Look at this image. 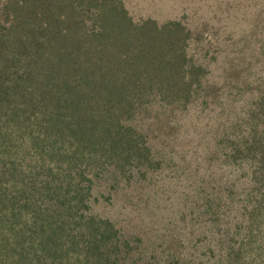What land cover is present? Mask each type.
Masks as SVG:
<instances>
[{
    "label": "trees",
    "instance_id": "16d2710c",
    "mask_svg": "<svg viewBox=\"0 0 264 264\" xmlns=\"http://www.w3.org/2000/svg\"><path fill=\"white\" fill-rule=\"evenodd\" d=\"M255 17L0 0V264H264Z\"/></svg>",
    "mask_w": 264,
    "mask_h": 264
},
{
    "label": "rangeland",
    "instance_id": "374dc122",
    "mask_svg": "<svg viewBox=\"0 0 264 264\" xmlns=\"http://www.w3.org/2000/svg\"><path fill=\"white\" fill-rule=\"evenodd\" d=\"M123 4L134 20L147 16L157 21L174 18L189 28L196 26L201 43H207L211 35L228 37L222 28L225 25L245 27L253 15H264V0H123ZM207 44L216 55L220 52L216 43Z\"/></svg>",
    "mask_w": 264,
    "mask_h": 264
}]
</instances>
